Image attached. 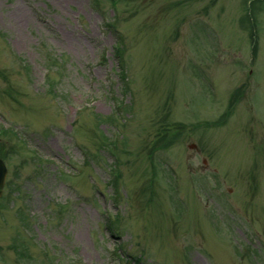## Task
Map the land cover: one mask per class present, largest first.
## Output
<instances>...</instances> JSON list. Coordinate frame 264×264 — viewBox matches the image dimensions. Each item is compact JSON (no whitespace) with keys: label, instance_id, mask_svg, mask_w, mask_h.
Wrapping results in <instances>:
<instances>
[{"label":"rangeland","instance_id":"374dc122","mask_svg":"<svg viewBox=\"0 0 264 264\" xmlns=\"http://www.w3.org/2000/svg\"><path fill=\"white\" fill-rule=\"evenodd\" d=\"M97 1L0 0V125L15 131L0 137L14 183L0 264H115L117 246L142 264H264V0L254 28L244 0H121L127 94L105 25L115 10ZM101 131L120 139L117 202L112 157H91Z\"/></svg>","mask_w":264,"mask_h":264},{"label":"trees","instance_id":"16d2710c","mask_svg":"<svg viewBox=\"0 0 264 264\" xmlns=\"http://www.w3.org/2000/svg\"><path fill=\"white\" fill-rule=\"evenodd\" d=\"M111 2V6L116 10L118 11V1L117 0H110ZM109 22V26L112 28L113 32L117 35L118 37V42H117V46H116V56H117V60H118V66H119V69H120V73H121V77L124 81V83L127 85V74H126V71H127V62H126V47L124 45V37L123 35L121 34V32L119 31L118 29V23H117V16L114 17L113 19L111 20H108ZM50 60H52V64H59V59L56 58V57H50ZM52 68V67H50ZM48 69H49V66H48ZM51 73L47 74V77H46V81L48 83L51 82V78H50V75ZM52 84V83H51ZM124 84V86H126ZM55 87V85L53 86V88ZM50 88V86H49ZM53 88H50V92L53 91ZM54 94H56V91H53ZM239 96H241V90H237L236 93L233 94V97H232V100L230 102V109L232 108V106H234L236 100L239 98ZM108 119H111V117H108ZM173 130L171 131V129H169L168 127H163L164 129L159 131L157 137L154 139L153 141V148H151L150 152L148 153L149 155L152 154V152H154L155 150H158L161 148H166L168 147L170 144L173 143V140H176L178 138V134L180 131H177L178 128L180 127H184V125H180V124H176V125H173ZM14 133V130L11 129V128H0V137H2L3 135H7V134H11V133ZM177 132V133H176ZM17 135V134H16ZM96 143L98 144L97 145V148L95 150V153L91 156V157H99L102 159V153L103 151L105 150H111L112 152L115 153L114 149H116L117 147L114 146V149H113V142H111L109 140L108 137H106L104 135V132L101 131V134L98 136V140L96 141ZM7 149V145L5 144V147H4V144L3 142L0 140V156H2L4 159L8 160V158L10 157V154L9 152L6 151ZM108 150V151H109ZM84 151L85 153H90L86 148H84ZM120 152V150H118ZM89 155V154H88ZM90 156V155H89ZM119 160V159H117ZM116 160V161H117ZM122 161H119V163L121 164ZM118 162L115 163L114 166H112V168H114V172L116 171V173L114 174V177H115V182L118 183V178H120L122 176L121 174V171L119 170L118 172V165H119ZM156 169H155V165H153V168H152V175L150 176L149 178V185H148V188L149 189H152L154 187V184H155V180H156ZM10 187V189H12L13 185L12 183H9L8 185ZM153 193H151V197H150V200L153 199ZM120 220V216L119 215H115V218L112 220V221H109L108 225L110 226V230L111 231H115L114 230V227L117 226L118 224V221ZM116 228V227H115ZM18 254L20 257L24 258L25 255L23 253V251H18ZM130 260V261H129ZM131 260H133V264H142L140 263L141 261V256H136V257H131L130 255L127 257V262H130L131 263Z\"/></svg>","mask_w":264,"mask_h":264},{"label":"water","instance_id":"95a60500","mask_svg":"<svg viewBox=\"0 0 264 264\" xmlns=\"http://www.w3.org/2000/svg\"><path fill=\"white\" fill-rule=\"evenodd\" d=\"M7 174V168L4 161L0 158V195L4 186L5 178Z\"/></svg>","mask_w":264,"mask_h":264}]
</instances>
